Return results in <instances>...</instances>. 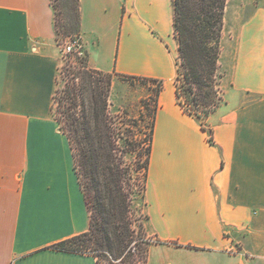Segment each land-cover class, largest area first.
I'll return each instance as SVG.
<instances>
[{"label":"crops","instance_id":"crops-1","mask_svg":"<svg viewBox=\"0 0 264 264\" xmlns=\"http://www.w3.org/2000/svg\"><path fill=\"white\" fill-rule=\"evenodd\" d=\"M79 9L90 68L162 82L143 197L148 264H264V0H226L225 99L205 127L178 101L174 0ZM55 20L52 0H0V264H98L52 247L91 219L54 114ZM113 89L115 109L135 97Z\"/></svg>","mask_w":264,"mask_h":264},{"label":"trees","instance_id":"trees-1","mask_svg":"<svg viewBox=\"0 0 264 264\" xmlns=\"http://www.w3.org/2000/svg\"><path fill=\"white\" fill-rule=\"evenodd\" d=\"M76 1L78 19L73 33L78 34L80 9L79 0ZM225 6L226 0H174V26L179 50L175 78L178 101L185 112L197 118L203 127L204 120L220 104L216 77ZM75 60L77 63L65 68L72 82L67 81L61 96L59 90L56 91L54 106L60 115L56 116L60 129L67 134L74 151L75 168L91 219L88 231L52 247L91 254L97 258L98 264H103V258L108 259L109 264H148L152 241L140 234L144 230L142 225L136 239L129 220L130 196L124 186L125 176L121 166L114 163L117 139L109 123L106 98L113 73L90 68L86 55L75 54ZM161 88L162 82L159 81L158 93ZM154 121L143 166L144 190Z\"/></svg>","mask_w":264,"mask_h":264},{"label":"rangeland","instance_id":"rangeland-1","mask_svg":"<svg viewBox=\"0 0 264 264\" xmlns=\"http://www.w3.org/2000/svg\"><path fill=\"white\" fill-rule=\"evenodd\" d=\"M52 4L54 5L56 14V42L60 53L57 90H59V96H61V90L65 88L67 81L70 83L72 82L70 79L71 76L66 74L65 68L68 67L69 64L77 63L75 60V54L68 57L62 54L61 50L63 46L66 42L78 39L79 44L77 46V50L82 52L78 55L80 57H85V51L80 38V31L78 34L73 33L78 19L77 1L52 0ZM221 75V71L218 70L216 77V86L220 91V104L218 107L225 99L223 90L221 89ZM118 80L125 81L126 84L118 82L116 86L113 87V82ZM113 88H117V90H119L122 94L128 93L129 90H132L131 92L134 91L135 97L133 96L134 98L131 99L134 102H128L125 100L123 102H127L128 105L125 104L122 107L115 109L111 106L110 101L111 92L114 90ZM158 90L159 82L157 81L139 78L125 79L120 75L113 74L112 83L106 97L108 99L107 115L109 123L111 124L117 139L116 150L114 151V163L121 166L125 176L124 186L130 196L129 220L132 224V228L134 229L136 239L138 238L141 225L143 226L144 232L142 231L140 234L147 236L145 230V220L147 218H145L146 213L144 212L143 198L145 185V169L143 166L147 157L146 151L150 144V130L154 121ZM54 110H56L54 112L56 114L55 117L60 116L56 113L58 111L56 105L54 106ZM206 122L207 119L204 120V124H206ZM147 238L149 237L147 236ZM103 259V264H109L108 259Z\"/></svg>","mask_w":264,"mask_h":264},{"label":"built area","instance_id":"built-area-1","mask_svg":"<svg viewBox=\"0 0 264 264\" xmlns=\"http://www.w3.org/2000/svg\"><path fill=\"white\" fill-rule=\"evenodd\" d=\"M79 44V40L78 39H74V40H71L69 42H66V44L63 46L62 48V54L64 56H72L74 54H80L82 52L78 51L77 50V46Z\"/></svg>","mask_w":264,"mask_h":264}]
</instances>
